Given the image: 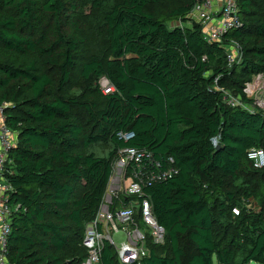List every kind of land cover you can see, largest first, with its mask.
<instances>
[{"label":"trees","instance_id":"obj_1","mask_svg":"<svg viewBox=\"0 0 264 264\" xmlns=\"http://www.w3.org/2000/svg\"><path fill=\"white\" fill-rule=\"evenodd\" d=\"M156 2L114 4L101 19L105 51L88 56L74 20L86 5L102 10L101 0H0V107L17 137L6 177L17 208L9 264L88 258L86 227L123 148L172 157L180 171L145 189L166 241L149 239L150 257L139 264H264V169L248 159L264 152V113L230 104L232 96L253 105L245 85L264 74V0H238L241 26L215 43L191 23L197 0L158 14L148 10ZM234 44L241 58L229 65ZM102 78L112 93L95 86ZM134 218L143 227L140 208ZM183 237L194 248L187 262ZM101 264H120L108 243Z\"/></svg>","mask_w":264,"mask_h":264},{"label":"built area","instance_id":"obj_2","mask_svg":"<svg viewBox=\"0 0 264 264\" xmlns=\"http://www.w3.org/2000/svg\"><path fill=\"white\" fill-rule=\"evenodd\" d=\"M190 18L191 23L202 24L209 43L221 42L227 33L241 26L238 0H197ZM240 58L241 49L234 44L228 53L229 65ZM100 83L105 95L114 91L107 78H102ZM244 93L253 105L245 106L232 96L230 104L264 113V74L255 75L245 85ZM4 110L0 107V264H9V239L17 208L9 203L13 188L6 177L11 173L10 153L17 145V137L5 123ZM117 137L128 142L135 138V134L119 132ZM248 159L253 162L254 168L264 169L262 150L252 149ZM179 173L172 157L157 159L151 152L135 148L119 150L108 192L95 220L86 227L83 246L88 251V258L82 264H101L106 243L116 250L120 264H139L149 258V239L155 245L164 246L166 230L154 217L145 189L172 180ZM116 201H119V206L115 205ZM138 208L142 211L143 227L134 218ZM234 213L239 215L240 211L235 209ZM120 233L124 239L118 243L114 235Z\"/></svg>","mask_w":264,"mask_h":264},{"label":"rangeland","instance_id":"obj_3","mask_svg":"<svg viewBox=\"0 0 264 264\" xmlns=\"http://www.w3.org/2000/svg\"><path fill=\"white\" fill-rule=\"evenodd\" d=\"M101 1L103 4H105L102 10L94 9L92 4L86 5L83 9H81L82 11L81 15L79 14L77 18H75L74 20V28L80 32L82 37L87 39L86 54L88 56L89 54H92V52L95 51H99V52L105 51L106 42L104 39V31L103 28L101 27V21H102L101 19L105 14L111 11L114 4L122 0H101ZM181 2L182 0H174L171 3H165L163 0H158V2L151 4L148 7V10L158 14L161 13L162 11L163 12L170 11L180 6ZM67 25L69 26L68 22ZM100 81L96 83L95 85L96 87L98 86L100 88L101 86ZM73 91L77 96L81 95L84 91L83 83L78 81L75 84ZM94 151L99 156H106L110 152V147L97 145L94 147ZM252 186L254 185L252 184ZM249 208L255 212L261 210V203L259 202V200L255 195H252L250 199ZM226 224L229 225L230 223L226 222ZM114 238L118 243H120L124 239V236L122 233H120L119 235H114ZM181 245L184 248H186L187 252H186V257L184 258V262H187L191 254H193L194 248L186 237L182 238ZM214 264H218L216 258L214 259Z\"/></svg>","mask_w":264,"mask_h":264}]
</instances>
